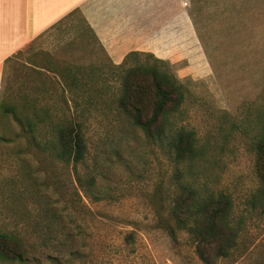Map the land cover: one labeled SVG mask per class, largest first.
I'll return each mask as SVG.
<instances>
[{
  "label": "rangeland",
  "instance_id": "obj_1",
  "mask_svg": "<svg viewBox=\"0 0 264 264\" xmlns=\"http://www.w3.org/2000/svg\"><path fill=\"white\" fill-rule=\"evenodd\" d=\"M158 1L155 31L170 36L171 53L153 54L161 62L138 58L172 74L183 92L162 141L117 108L120 70L88 34L63 26L6 62L0 101L19 105L24 88L38 86L28 96L37 99L39 127L78 122L87 152L77 164L62 160L45 137L34 145L0 109L8 140L0 141V230L25 249L22 260L0 257V264H204L183 230L177 240L167 233L172 199L187 181L228 194L241 221L237 247L216 264H264V197L252 147L264 124V0ZM64 67L82 84L66 80L68 107L57 88L66 84ZM180 130L193 131L204 152L191 162L176 160L167 143ZM76 174L95 177L93 194Z\"/></svg>",
  "mask_w": 264,
  "mask_h": 264
},
{
  "label": "trees",
  "instance_id": "obj_2",
  "mask_svg": "<svg viewBox=\"0 0 264 264\" xmlns=\"http://www.w3.org/2000/svg\"><path fill=\"white\" fill-rule=\"evenodd\" d=\"M84 21L79 14V9L74 8L45 33L67 26L69 29L77 30V34H88L99 46L94 32ZM21 51H17L7 62L14 59ZM139 55H149L156 62L162 61L149 52L130 51L120 64H113L120 70L121 89L116 105L134 125L145 132L146 136L162 141L168 135L167 129L170 123L168 117L180 108L183 102V92L172 74L157 64H150L148 61L141 63ZM34 72L40 73L39 70ZM60 72L65 82L71 77L72 85L81 89L82 84L77 82L72 69L64 67L59 74ZM33 75L38 76L34 73ZM57 88L68 107L64 92L66 89L70 91V82ZM38 89V86H26L22 91L24 92L23 102L18 105L15 102L8 104L1 100L0 109L13 116L27 132L29 141L34 145H38L45 137L60 159L73 161L75 164L82 162L87 152V143L78 122L54 120L48 122L49 120H45L42 127H39L41 118L37 113L38 109L35 108L37 99L30 100L28 96L33 91L38 93ZM15 106H21L20 110H17ZM46 110H50V107H46ZM0 141L8 140L0 136ZM167 143L175 159L181 163L191 162L204 153L200 150L196 136L191 130L175 131L168 138ZM252 147L254 170L260 184V197L262 198L264 197V124L259 125L253 133ZM76 181L84 193L93 194L95 189L93 175L76 174ZM233 207V200L226 193L216 192L208 187L201 188L190 181L181 182L169 207L170 222L167 233L173 240H177V231L183 230L194 246L199 259L204 264H216L219 259L231 255L237 247L241 221L234 217ZM72 238L74 242L75 239L70 234V240ZM125 240L132 243V233H128ZM24 253L25 249L21 239L12 232L0 230V257L7 260H22Z\"/></svg>",
  "mask_w": 264,
  "mask_h": 264
},
{
  "label": "crops",
  "instance_id": "obj_3",
  "mask_svg": "<svg viewBox=\"0 0 264 264\" xmlns=\"http://www.w3.org/2000/svg\"><path fill=\"white\" fill-rule=\"evenodd\" d=\"M156 3L161 5L156 0H0V90L7 60L74 8L112 64L130 51L168 56L170 36L155 31Z\"/></svg>",
  "mask_w": 264,
  "mask_h": 264
}]
</instances>
